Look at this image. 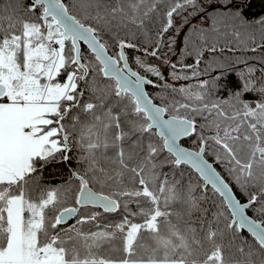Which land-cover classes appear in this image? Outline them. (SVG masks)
Returning <instances> with one entry per match:
<instances>
[{
	"label": "snow or ice",
	"instance_id": "1",
	"mask_svg": "<svg viewBox=\"0 0 264 264\" xmlns=\"http://www.w3.org/2000/svg\"><path fill=\"white\" fill-rule=\"evenodd\" d=\"M250 6L0 0V264H264Z\"/></svg>",
	"mask_w": 264,
	"mask_h": 264
},
{
	"label": "trees",
	"instance_id": "2",
	"mask_svg": "<svg viewBox=\"0 0 264 264\" xmlns=\"http://www.w3.org/2000/svg\"><path fill=\"white\" fill-rule=\"evenodd\" d=\"M248 15H264V0H251V6L248 9ZM46 175H50V178L53 180V182H59L62 176L67 175V170L64 165L53 161L48 167Z\"/></svg>",
	"mask_w": 264,
	"mask_h": 264
}]
</instances>
